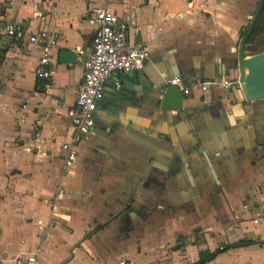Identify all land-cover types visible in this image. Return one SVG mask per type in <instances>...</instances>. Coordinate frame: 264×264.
Listing matches in <instances>:
<instances>
[{
	"label": "crops",
	"instance_id": "0c3cea01",
	"mask_svg": "<svg viewBox=\"0 0 264 264\" xmlns=\"http://www.w3.org/2000/svg\"><path fill=\"white\" fill-rule=\"evenodd\" d=\"M259 1L114 0L145 67L106 83L75 173L53 201L61 151L24 145L37 119L40 151L68 138L65 111L92 53L85 15L101 1L0 0V264L34 253L36 264H194L218 249L203 264H264V98H244L237 67ZM7 22L54 37L48 81L35 75L43 49L6 36ZM254 30L264 33V8ZM250 45L246 55L264 50ZM67 49L72 63L59 59ZM172 75L184 88L233 86H193L182 109L161 110L152 81Z\"/></svg>",
	"mask_w": 264,
	"mask_h": 264
},
{
	"label": "built area",
	"instance_id": "2783aa9c",
	"mask_svg": "<svg viewBox=\"0 0 264 264\" xmlns=\"http://www.w3.org/2000/svg\"><path fill=\"white\" fill-rule=\"evenodd\" d=\"M100 4H89L85 20L93 26L92 53L83 63L82 80L76 93L73 104L65 111L70 134L65 141L52 142L47 150L39 149L42 139V122L37 119L33 123V137L24 145L26 152L36 150L45 154L58 149L62 153V166L59 175V183L53 201L65 191L64 180L75 173V165L78 158L80 144L92 133L95 125V112L98 104L104 97L106 83L113 77L132 71H142L147 60V51L139 45L131 43L128 37L129 25L126 19L120 17L110 6L114 0H100ZM4 34L10 38L27 36V43L38 45L43 49V54L35 66V75L48 81L52 70L46 68L49 63L50 50L55 45L54 37L46 31L27 34L21 23L7 22L4 25ZM166 85L179 86L184 96L189 94L190 87L196 86L205 91L210 85H217L229 90L233 86L232 81L221 79L218 81L194 82L188 87H181V78L177 75L165 78ZM114 87L119 88L120 82L114 81ZM53 218L40 224L46 229L53 224ZM124 262L121 261L120 264ZM23 264H36V253L28 256Z\"/></svg>",
	"mask_w": 264,
	"mask_h": 264
},
{
	"label": "water",
	"instance_id": "95a60500",
	"mask_svg": "<svg viewBox=\"0 0 264 264\" xmlns=\"http://www.w3.org/2000/svg\"><path fill=\"white\" fill-rule=\"evenodd\" d=\"M264 8V0H260L257 9L252 17L245 33L242 35L238 49V83L239 89L246 100H257L264 98V50L255 54L246 55L247 44L254 33V28ZM73 50H63L60 52V61L72 63L76 58ZM143 71V70H142ZM165 78L160 82L152 81L153 87L162 94L160 97L161 110L182 109L184 94L179 86L165 83Z\"/></svg>",
	"mask_w": 264,
	"mask_h": 264
},
{
	"label": "rangeland",
	"instance_id": "374dc122",
	"mask_svg": "<svg viewBox=\"0 0 264 264\" xmlns=\"http://www.w3.org/2000/svg\"><path fill=\"white\" fill-rule=\"evenodd\" d=\"M251 47H254L253 50L259 51L264 48V33L259 32L258 30L254 31L253 35L250 38ZM249 46V47H250Z\"/></svg>",
	"mask_w": 264,
	"mask_h": 264
},
{
	"label": "trees",
	"instance_id": "16d2710c",
	"mask_svg": "<svg viewBox=\"0 0 264 264\" xmlns=\"http://www.w3.org/2000/svg\"><path fill=\"white\" fill-rule=\"evenodd\" d=\"M240 244H241V243H240ZM236 245H237V244H236ZM219 251H221V249H218V250H216V251H214V252H212V253H209V254L203 256L202 258H200V259H199L196 263H194V264H203V263H205V262H207V261L213 259Z\"/></svg>",
	"mask_w": 264,
	"mask_h": 264
}]
</instances>
